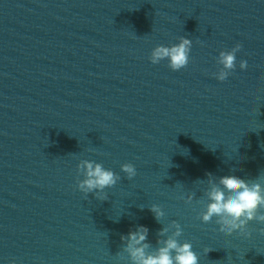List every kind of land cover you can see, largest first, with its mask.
I'll return each instance as SVG.
<instances>
[{"label":"clouds","instance_id":"obj_1","mask_svg":"<svg viewBox=\"0 0 264 264\" xmlns=\"http://www.w3.org/2000/svg\"><path fill=\"white\" fill-rule=\"evenodd\" d=\"M192 41L181 37L177 44L172 46L158 45L151 51L150 62L158 64L167 59L168 66L173 71L185 68L189 63V54ZM241 45L236 44L229 51H221L217 62L221 69L215 73V78L224 81L236 68V53L240 51ZM247 61L241 60L240 69L247 68ZM78 172L82 173L83 179L77 182L78 189L86 196L95 193L98 199H107L105 189L115 186L120 176L110 169H105L101 163L91 160H82L77 165ZM121 171L130 180L136 176V168L131 163L121 165ZM211 177V173L207 174ZM211 187L206 191L207 204L199 214V218L204 223H209L215 217V222L219 226V231L226 235L238 232L246 238H251L252 231L248 225L252 221L264 224V176H257L251 182L241 179L236 175H224L219 178L217 185L211 179ZM189 196L186 203L191 202ZM150 211L159 220L164 216L162 209L153 205ZM174 231L167 235L168 229H162L158 236L165 239L157 240V247L149 251L152 246L147 243L148 228L140 225L134 231H129L127 236H121V240H126L124 251L128 254L130 264H199V257L192 250L190 242L179 241L182 235L181 225L174 221ZM264 234V228L260 230ZM207 253L211 250H206Z\"/></svg>","mask_w":264,"mask_h":264}]
</instances>
